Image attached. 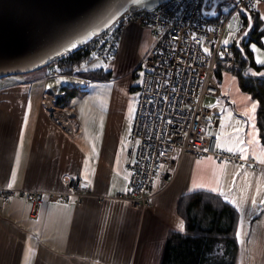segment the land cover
Here are the masks:
<instances>
[{"label": "crops", "instance_id": "1", "mask_svg": "<svg viewBox=\"0 0 264 264\" xmlns=\"http://www.w3.org/2000/svg\"><path fill=\"white\" fill-rule=\"evenodd\" d=\"M222 4L236 5L233 0ZM256 11L264 31V2L258 4ZM152 40L148 29L138 25L126 27L116 60L107 69L110 75L107 81L142 71ZM261 40V47L251 44L249 50L252 51L253 45L259 49L252 51V61L262 69H250L248 76L264 71V65L256 62L257 56L264 59V32ZM222 72L216 73L222 111L213 118V124L218 122L215 138L222 131V123L225 133L235 134V121H240L241 135L247 141L251 139L248 133L252 132L253 121L242 114L246 106L231 100V91L223 88ZM33 74L0 78V189L18 191L7 203L0 198V264H161L169 231L181 232L179 224L183 219L177 216L176 206L180 197L196 191L219 195L207 188L193 189V182L207 185L225 162L211 156L209 160L183 154L173 183L153 198L150 208L144 211L129 202L101 201L98 196L114 198L130 189L131 173L126 163L132 126L129 128L128 120L122 118L101 119L104 113L89 105L85 111L75 109L72 129L67 132L43 108V95L51 94L43 82L44 76ZM138 86L133 88L135 92ZM63 88L61 93L51 96L59 98ZM109 100L106 94V105ZM228 113L232 119L226 121ZM255 128L258 143L248 145V158L242 161L255 162L259 167L226 164L223 179L226 185L235 179L229 200L234 198L236 204L219 195L237 211V231L243 224V234L236 238L239 250L235 264H264V205L260 204L264 199V165L256 159L264 146L256 123ZM76 178L90 185L88 197L78 201L77 197L69 196L64 203L49 201L47 193L70 190L69 182ZM19 191L41 192L34 212L27 193ZM253 199L257 201L255 206ZM183 224L185 227L184 221Z\"/></svg>", "mask_w": 264, "mask_h": 264}, {"label": "built area", "instance_id": "2", "mask_svg": "<svg viewBox=\"0 0 264 264\" xmlns=\"http://www.w3.org/2000/svg\"><path fill=\"white\" fill-rule=\"evenodd\" d=\"M166 0L154 9L125 11L103 32L95 35L83 47V63L73 67L72 73L92 70L107 71L116 60V51L123 31L130 25H138L152 34L153 44L142 62L141 84L136 89V114L130 129L127 169L130 170V189L115 197L98 196L100 200L111 199L129 202L144 211L150 208V201L159 196L173 183L183 154L195 157H213L218 162L251 164L242 161L237 154L227 153L216 147V138L209 134L208 126L218 116L221 90L216 73L234 71L235 55L223 43L229 37L228 25L232 13L243 8L246 12H257L258 4L264 0H239L229 13H221L218 5L213 13V1L219 0ZM227 2L229 0H221ZM202 11L206 14H202ZM195 37V38H194ZM205 49L208 51L205 52ZM64 54L55 58L59 65L71 56ZM100 65V67H94ZM83 66V67H82ZM52 69V77L70 75L63 66ZM71 76V75H70ZM83 88L84 86H79ZM210 98L213 106L204 103ZM56 98L43 95V108L67 132L72 129L70 119L74 110L54 107ZM52 109V110H51ZM58 113L60 118L56 116ZM70 190L47 193L49 201L66 202L69 196L79 201L89 196L90 185L76 178L69 182ZM16 190L0 189V198L7 203ZM23 194L25 192L19 191ZM34 212L40 202L41 192H26Z\"/></svg>", "mask_w": 264, "mask_h": 264}, {"label": "water", "instance_id": "3", "mask_svg": "<svg viewBox=\"0 0 264 264\" xmlns=\"http://www.w3.org/2000/svg\"><path fill=\"white\" fill-rule=\"evenodd\" d=\"M164 1L148 0L145 5L134 6L130 0H0V78L45 68L55 58L83 47L121 13L158 8ZM222 3L213 1L208 14L216 17L213 10ZM239 12L251 18L243 8ZM251 28L248 20V27L237 37V47ZM217 123L208 126L212 137L217 134Z\"/></svg>", "mask_w": 264, "mask_h": 264}, {"label": "trees", "instance_id": "4", "mask_svg": "<svg viewBox=\"0 0 264 264\" xmlns=\"http://www.w3.org/2000/svg\"><path fill=\"white\" fill-rule=\"evenodd\" d=\"M241 14V31L248 27V18ZM252 28L245 39L236 46V42L229 47L235 55V70L240 89L253 95L258 103L256 109V126L259 130V139L264 146V77L248 76L250 69L259 71L261 67L253 63V53L249 45L262 46V24L257 12H251ZM238 35V36H239ZM237 36V37H238ZM86 54L79 49L69 56L63 66L66 70L84 62ZM88 80H105L110 75L108 71L88 70L81 71ZM62 95L56 97L55 106L65 107L72 97L83 94L77 87H64ZM177 216L185 223L184 232L169 231L161 253V264H235L239 244L237 238L238 218L234 207L227 204L219 195L209 192L196 191L180 197L177 202Z\"/></svg>", "mask_w": 264, "mask_h": 264}, {"label": "rangeland", "instance_id": "5", "mask_svg": "<svg viewBox=\"0 0 264 264\" xmlns=\"http://www.w3.org/2000/svg\"><path fill=\"white\" fill-rule=\"evenodd\" d=\"M231 8H233V4H222V6L219 7V10L221 13H229ZM239 15V12L232 13L229 21L227 22L229 32V37L227 39L229 40V43L226 45V47L232 46L237 40L238 33H240L239 30L241 28V25H239L238 22L241 17ZM229 25H232L231 29L229 28ZM237 29L239 30L237 31ZM233 34L235 38H233ZM57 66L58 65H56V63H52L51 65L45 66V68L43 67L39 70H36L35 72H33V75L44 76L43 82L49 90L48 93L53 96L61 93L62 86L70 88L84 86V89L80 88L84 91V95L77 94L75 97H72V99L69 100V103H67V106L74 110V115L75 109H77L78 111H80L81 109L85 111L87 106L95 105L97 110H101L105 114L101 115V119H106L107 117H109V119L115 121L122 118L128 120L127 126L129 128L133 125V117L134 114H136L137 110L136 101L138 100V93H136L133 88H136V86H138V83L139 85L141 84L142 71H138V73L135 75L130 73L127 75H122V77L120 78H118L119 76H117V78L110 79V81H107V77L105 78V80L95 81L86 79L87 76H83V74L81 73L74 74L72 72L70 74L71 76L61 75L58 78L52 77L51 70L55 69L58 71ZM91 69L95 70L93 67ZM24 75L28 74H23V76ZM222 77L224 82L223 88L228 89L229 92L231 91L232 96L230 97V99L237 102L238 104L240 103L246 107H250L251 103L254 101L251 98L253 95H250L249 92H247L249 95H246V93L242 92L244 90H240L238 77H236L232 71L222 72ZM58 81L60 82L58 83ZM106 94L110 96V100L107 102V105ZM248 97H250L251 99H248ZM204 103L213 106L214 102L211 101L210 98H206L204 100ZM54 107L56 108L57 106L54 105ZM96 114L99 117V113L96 112ZM73 117L70 119V121L72 122Z\"/></svg>", "mask_w": 264, "mask_h": 264}, {"label": "snow or ice", "instance_id": "6", "mask_svg": "<svg viewBox=\"0 0 264 264\" xmlns=\"http://www.w3.org/2000/svg\"><path fill=\"white\" fill-rule=\"evenodd\" d=\"M209 2L211 3V0H209ZM130 3L134 6H142L148 3V0H130ZM251 21V18L249 17V22ZM229 28H232V25H229ZM239 29H237L238 31ZM247 32L244 33L245 36H247ZM195 38V37H194ZM233 38H235L234 34H233ZM223 43L225 45H227L229 43L228 39H225L223 41ZM237 44H239V40H237ZM72 48L76 47V44L73 43L71 45ZM208 50L205 49V52H207ZM252 51L254 52H259V49L256 48L255 45L252 46ZM256 62L260 65H264V59H261L259 56H257ZM83 67V66H82ZM94 67H100V65H94ZM253 76H262L264 77V71L262 72H252L251 73ZM60 81H58L59 83ZM248 99H251L250 97H248ZM30 105H29V109H30ZM258 104L257 102L253 101L250 105V107H246L243 110V115L246 116L248 118L249 121H253V123L251 124V128H252V132L248 133V135L251 137V139L245 141L244 136L241 135V133L243 132V124L240 121H235V125H234V130H235V134H230V133H225L223 131V123L221 125L222 131L221 133L216 137L217 139V143H216V147L218 149H223L229 153H239L240 155V159L242 160H247V152H248V145H253L255 143H258V133L256 131L255 128V123H254V113L255 110L257 109ZM232 116L231 113H228L225 117L224 120H231ZM93 151H95V147L93 146ZM209 160H211V157L208 158ZM256 159L258 160V162L261 165H264V150H262L259 154V156L256 157ZM242 167V166H240ZM88 169V163L87 161H85V171L87 172ZM225 169H226V163L220 165L219 170L215 171L213 173V177L214 180L210 181L207 185L205 183H196L195 181L193 182V189H202V188H207L209 191L214 192V193H218L220 196H222L226 201L231 202L233 204H236L235 199H231L229 200V194L231 192V188L232 186H234L235 183V179H233V182L231 185H226L224 182V174H225ZM234 175H238V172ZM15 177V172H13V178ZM214 185V186H213ZM12 185L9 184V187H11ZM260 189H257V194H259ZM252 204L255 206L257 204V201L255 199L252 200ZM260 204L264 205V199L260 200ZM237 208H239V205H236ZM242 229H243V224L241 223L240 229H238L237 231V238L239 239L241 237L242 233ZM179 230L181 232L184 231V224L183 221L180 222L179 224ZM29 254H31V249H29Z\"/></svg>", "mask_w": 264, "mask_h": 264}, {"label": "bare ground", "instance_id": "7", "mask_svg": "<svg viewBox=\"0 0 264 264\" xmlns=\"http://www.w3.org/2000/svg\"><path fill=\"white\" fill-rule=\"evenodd\" d=\"M51 110H52V109H51ZM55 114H56L57 118L59 119L61 115H59V114L56 113V112H55Z\"/></svg>", "mask_w": 264, "mask_h": 264}]
</instances>
